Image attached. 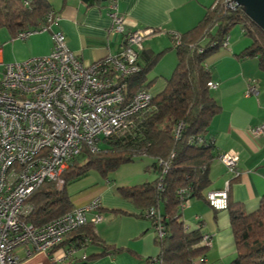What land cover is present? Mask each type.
I'll use <instances>...</instances> for the list:
<instances>
[{
    "label": "crops",
    "instance_id": "1",
    "mask_svg": "<svg viewBox=\"0 0 264 264\" xmlns=\"http://www.w3.org/2000/svg\"><path fill=\"white\" fill-rule=\"evenodd\" d=\"M48 1L53 9L52 22L27 27L15 32L12 37L20 40L17 37L19 32L39 29L26 39H21L31 49L28 52L31 57L47 55L52 47L51 32L59 30L63 32L68 47L85 64L120 51L122 37L112 31V21L105 0L91 6L82 0ZM213 1H117L116 10L124 16L127 29L159 28L158 34L144 40L139 54L141 68L158 55L155 64L146 74L147 82H151L149 90L153 95L164 89L176 67L174 37L196 26ZM45 25L49 28L41 30ZM231 30L227 45L219 47L207 60L211 81L215 83V88L210 89L211 94L221 108L208 128L207 139L213 140L218 156L210 165L211 183L203 193L206 195L209 191L220 190L227 181H231L229 201L240 204L247 213H251L259 207L264 194V134L256 136L252 131L254 127L264 125V81L258 59L241 55L251 44V39L243 34L242 28ZM31 57L23 52L20 53L19 60ZM249 85L255 86L256 93L247 94ZM224 152H234L238 156V175L235 179H232L234 176L219 160V155ZM154 161V158L149 157L144 163L134 164L132 178L124 177L125 183H111L106 175L105 183L95 182L84 188H69L70 192L66 189L76 207L95 199L100 203L95 212L101 215V220L90 222L94 212L88 214V224L92 225L97 241L88 243L77 251L76 264H154L152 260L159 249L150 220L140 216L142 210L118 193L120 186L141 185L153 181L157 175L154 171L150 173L149 167ZM163 208L161 205V212H164ZM181 209V219L186 229L200 228L202 235L210 238V246L196 263L230 264L236 257V247L228 211L210 207L205 197L194 198ZM67 244L69 242L62 244L53 253L39 251L31 255H26L25 248H18L20 260L17 264H57L51 262V259L61 256ZM106 245L109 246V251L103 253ZM114 248H120L121 251L113 253ZM83 253L86 254V259H81Z\"/></svg>",
    "mask_w": 264,
    "mask_h": 264
},
{
    "label": "built area",
    "instance_id": "2",
    "mask_svg": "<svg viewBox=\"0 0 264 264\" xmlns=\"http://www.w3.org/2000/svg\"><path fill=\"white\" fill-rule=\"evenodd\" d=\"M117 1L108 0L107 7L112 31L122 37L121 49L92 63L85 64L68 47L60 30L51 32L52 47L44 56L6 63L0 45V264H17L18 248H25L26 255L53 253L70 233L89 223L91 212L94 214L90 222L101 220L95 212L100 203L95 199L36 226L29 221L33 210L29 197L44 182L62 190L64 172L84 149L96 151L105 139L131 134L140 114L150 107L152 92L139 88L128 94L126 79L140 72L138 60L143 42L158 34L159 28L127 29L124 16L116 10ZM222 2L227 9L240 8L234 0ZM53 17L50 12L48 24ZM48 28L45 25L41 30ZM38 30L19 32L17 37L26 39ZM174 38L179 43V36ZM227 41L220 47H225ZM207 85L215 88L212 81ZM251 93H256L253 85L248 86L247 94ZM183 126H176V136ZM252 131L261 136L264 125ZM219 160L234 177L238 175V156L234 152L220 154ZM229 186L227 181L224 188L207 192L205 199L210 207L227 209ZM189 201L186 199L182 207ZM146 218L155 236L163 237L161 213L150 208ZM89 242V238L70 242L62 255L52 257L51 262L76 264L75 254ZM200 244L210 246L209 236L203 235ZM81 259H86L85 253Z\"/></svg>",
    "mask_w": 264,
    "mask_h": 264
},
{
    "label": "trees",
    "instance_id": "3",
    "mask_svg": "<svg viewBox=\"0 0 264 264\" xmlns=\"http://www.w3.org/2000/svg\"><path fill=\"white\" fill-rule=\"evenodd\" d=\"M82 1L91 6L103 0ZM222 1L214 0L203 19L179 36L173 74L164 89L153 95L149 109L140 114L131 134L105 139L96 151L84 149L64 172L62 190L55 189L51 183L41 184L29 197L33 205L30 222L41 226L76 207L66 192V184L85 176L89 170L94 169L106 177L120 165L147 156L155 160L151 167L157 177L141 185L120 186L118 193L142 210L140 216L146 217L150 208L162 215L165 234L161 238L155 236L159 252L152 262L197 264L196 260L204 256L208 247L200 244L201 230L185 228L181 206L186 199L205 197L203 192L211 183L210 165L218 156L213 140L207 139L210 122L221 108L207 85L211 81L207 60L228 38L232 27L240 25L246 28L243 34L251 39L241 55L256 57L264 73V31L241 7L230 10ZM105 2L108 6V0ZM52 10L48 0H0V28H7L14 36L27 27L48 24ZM157 59L158 55L140 72L126 79L128 94L139 88L149 89L151 82H147L146 74ZM179 123L184 126L176 136ZM161 205L164 212L160 211ZM226 210L236 247V257L230 264H264V194L259 207L251 213L230 201ZM86 238L90 239L89 243L97 241L88 223L70 233L64 243H79ZM104 247L103 253H108L109 246ZM119 251L120 248L113 249V253Z\"/></svg>",
    "mask_w": 264,
    "mask_h": 264
},
{
    "label": "rangeland",
    "instance_id": "4",
    "mask_svg": "<svg viewBox=\"0 0 264 264\" xmlns=\"http://www.w3.org/2000/svg\"><path fill=\"white\" fill-rule=\"evenodd\" d=\"M240 29H241L240 25H235L232 28V30H240ZM12 37L13 36L9 33L7 28L5 27L0 28V45H2L4 50V61L6 63L21 61V59L19 60V56L20 53L23 52L31 57L32 55L28 54V52H30L31 49L28 47V45H25L26 41H21V39L20 40L12 39ZM244 38L248 41V43L250 42V40L247 37ZM0 74H1V66H0ZM261 74H262L261 77L263 78L264 81V73L261 72ZM148 158L149 157H137L132 162H128L120 165L116 170L110 171L107 174V177L110 178L109 181L111 183H114L116 181H117L116 183H123V182L125 183V181H123L124 177H128L130 179L132 178L131 171L134 168L133 165L134 164L136 165L138 163H144L143 161H145ZM149 171L150 173H153L152 167H149ZM155 174L157 175L156 172ZM95 182L105 183L106 179L98 171L91 169L88 171V173L85 176L81 177L80 179L68 182L66 184V189L68 190L69 188L70 189L84 188L92 185ZM117 187L118 186L115 187L116 191H117Z\"/></svg>",
    "mask_w": 264,
    "mask_h": 264
},
{
    "label": "water",
    "instance_id": "5",
    "mask_svg": "<svg viewBox=\"0 0 264 264\" xmlns=\"http://www.w3.org/2000/svg\"><path fill=\"white\" fill-rule=\"evenodd\" d=\"M242 11L264 31V0H234Z\"/></svg>",
    "mask_w": 264,
    "mask_h": 264
}]
</instances>
